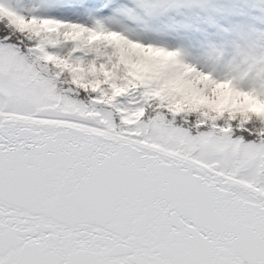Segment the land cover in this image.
<instances>
[{"label": "snow or ice", "instance_id": "obj_1", "mask_svg": "<svg viewBox=\"0 0 264 264\" xmlns=\"http://www.w3.org/2000/svg\"><path fill=\"white\" fill-rule=\"evenodd\" d=\"M0 264H264V0H0Z\"/></svg>", "mask_w": 264, "mask_h": 264}]
</instances>
